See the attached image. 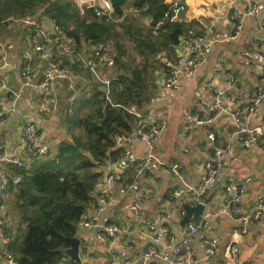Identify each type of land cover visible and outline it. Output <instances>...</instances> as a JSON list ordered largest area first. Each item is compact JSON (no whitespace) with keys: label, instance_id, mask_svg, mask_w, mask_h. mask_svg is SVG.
Here are the masks:
<instances>
[{"label":"crops","instance_id":"obj_1","mask_svg":"<svg viewBox=\"0 0 264 264\" xmlns=\"http://www.w3.org/2000/svg\"><path fill=\"white\" fill-rule=\"evenodd\" d=\"M165 1L173 3L176 0ZM178 1L184 5V9L175 22L183 23L185 32L180 36L179 43L158 54L157 58L161 63L155 71V96L151 104L142 109L146 113H152L158 121L164 119L167 124L162 140L152 150L159 159L152 164L154 174H143L138 185L125 192H120L123 183H115L107 192L109 204L104 207L98 200L99 190L96 187L94 194L96 202L89 208L76 235L81 240L80 256L83 264H118V261L122 260V253H126L127 259L136 262L139 254L152 242L147 230V220L139 213L126 208L127 203L136 199L138 189H149L152 192L151 197L146 200L148 219L162 224L166 223L163 221L165 210L172 214L171 233L175 240L172 244L167 240H161L157 243L160 249L173 254L175 246L185 244V251H191L195 259L206 258L205 264H264V214L259 220L251 222L248 231L244 232L241 222L235 219L229 210L223 212L227 197L225 188L228 184L246 188V193L239 204L242 215L251 214L264 197L263 146L233 144L225 151L223 157L228 164L205 196L206 204L202 215H209L208 226L201 229L197 235L189 234L188 223L185 226L181 224L184 207L180 201L168 199L169 192L177 187L197 188L203 180L205 162L214 155V146L225 148L227 145L232 127L228 121H219L215 129L216 142L212 143L208 139L210 129L195 124L189 116L207 115L206 107L198 105L199 100L208 103L214 101L215 95L211 89H222L229 85L231 75L235 77V81L224 98L226 102L231 101L235 106L248 107L251 98L264 89V72L260 73L256 70L250 59L243 55L248 50L264 53V0ZM253 2L258 3L260 15L245 17L240 33L235 35L230 19L231 13L236 9L246 10ZM128 15H132L131 17L135 19L133 21L135 27L139 26L136 24V18L141 16V22L145 24L144 28L147 30L150 28L151 16L141 15L137 9L126 11L124 17ZM88 19L102 20L96 19L92 14ZM113 28L120 29V26L115 24ZM192 34L203 35L205 41H211V51L198 66L195 79L183 75L179 90L166 89L165 60L176 61L182 55H192V49L187 43V39ZM0 36L6 47L5 51L0 50V59L8 63L0 69V151L15 150L26 161L27 166H30L33 160L30 150L18 148L25 118H29L37 125L41 141L49 144L52 155H56L62 141L73 140L72 134L65 125L67 112L64 107L73 103L77 95H90L94 84L99 82L84 67L73 64L66 57H61L76 75L72 84L67 80L57 81L53 94L47 102L43 101L42 95L36 89L24 88L21 90V98L15 102L14 93L21 89L23 82L20 56L27 46L25 31L22 26L10 23L0 25ZM109 41L126 49L120 41H116V38H111ZM43 67L44 62L36 61L33 64L37 76L41 75ZM120 72L121 67L116 63V66L106 74L118 76ZM110 86L103 91L108 94ZM102 87L104 86L101 85V89ZM253 123L264 127V98ZM129 150L137 159L150 151L147 144L140 139L132 141ZM114 162L115 160L107 158L99 164L98 170L102 172V177L98 185L102 183L101 188L105 176L113 171ZM176 162L182 165L183 179L176 177L171 169V165ZM141 165L140 160H137L126 175V182L132 178L134 169ZM6 168L14 173L17 169L9 166ZM193 197V193H189L184 202L193 203ZM12 200L14 193L9 189L4 196V202L9 210ZM93 216L98 217V223L85 226L84 221ZM200 219L201 217L191 218L192 221ZM12 220L13 213L10 210L5 227L8 236ZM113 222L120 226L121 231L114 238L107 237L106 241H102L100 234H105L104 227ZM210 237H219L222 240L220 251L213 257H207L206 254V240ZM128 243L132 244V248H126ZM2 246L0 239V253ZM232 246L236 248L234 254L230 251ZM76 263L79 262L67 256L58 264ZM0 264H7L1 255ZM148 264L171 263L163 259H151ZM184 264H196V262Z\"/></svg>","mask_w":264,"mask_h":264},{"label":"built area","instance_id":"obj_2","mask_svg":"<svg viewBox=\"0 0 264 264\" xmlns=\"http://www.w3.org/2000/svg\"><path fill=\"white\" fill-rule=\"evenodd\" d=\"M75 3L84 14L88 10L92 11V15L97 19H112L114 17V7L110 0H70ZM148 7L145 6L143 9ZM184 9V5L178 0L173 2V7L166 11L163 18L157 23L155 28L169 22L179 19L180 12ZM138 10V9H137ZM139 11V10H138ZM260 7L258 3L253 2L246 10L236 9L231 13L230 19L234 26V33L238 35L241 31L243 21L247 16H259ZM15 23L22 26L25 31L27 46L21 53V89L15 92V102L21 98V90L24 88L36 89L47 102L55 89L57 81L67 80L71 84L76 78L74 71L66 65L61 57H66L73 64L82 66L89 71L91 76L96 79L101 85L109 87L113 81L118 80V76H107L106 72L116 66V55L120 52L119 48L113 44L106 42H96L94 39L83 40L80 44L77 43L75 37L66 32L55 18L49 17L42 13H33L24 17L14 15L3 17L0 19V24ZM212 30V29H211ZM187 43L192 49L193 54L190 56H180L176 61L165 60L166 73L164 77V87L166 89L177 91L181 88V77L186 75L190 78H196L198 66L205 60L212 48L211 41H205L203 35L192 34ZM0 50L5 51V43L0 36ZM243 55L250 59L252 66L260 73L264 72V53L258 51H245ZM44 62V67L40 76L33 68L35 62ZM8 63L4 59H0V69ZM235 77L231 75L230 83L226 87L212 88L215 95L214 101L208 103L205 100H199L200 107H206L207 115H189L197 125L207 126L210 131L208 139L216 142L215 129L219 121L226 120L232 127L225 148L214 146V155L208 159L205 164V172L202 183L194 188L192 186L177 187L169 192L168 199L170 201H180L183 206L184 200L189 193H193V203L191 205L203 204L205 206V196L210 190L215 180L221 172L226 168L228 162L223 155L233 144L261 145L264 147V127L261 124L253 123V119L258 111V108L264 98V89L260 90L251 98L248 107L242 108L235 106L231 101L226 102L225 96L230 90ZM204 88V86H203ZM137 118V123L131 135L126 138H119L117 148H121V158H118L113 163V171L105 176L104 183L98 187V200L104 207L109 204L107 192L115 183H123L120 192H125L127 189L136 187L143 174H154L152 164L159 159L153 154L152 150L158 144L166 129V121L164 119L158 121L152 113H146L139 109L136 105L129 109ZM140 139L149 147V153H146L139 159L132 155L129 146L132 141ZM18 148L29 149L30 156L34 157L51 156L52 151L49 144L44 143L40 139L39 129L37 125L29 118L24 120L23 135L18 144ZM137 160H140L142 165L136 170L130 180L125 181L126 175L131 171ZM27 167V163L22 159L17 152L4 150L0 151V239L3 244V249L0 255L5 259L7 264H17L15 258L10 252V238L6 234L5 227L7 225L10 210L4 202V196L7 194L12 184L21 182L23 176L21 173L12 172L6 167ZM171 169L176 177L183 179L182 165L179 162L173 163ZM227 197L223 205V212L228 210L233 214L235 219L241 222L243 231H248V226L251 222L259 220L264 214V197L259 201L256 208L251 214L242 215L240 211V202L243 195L246 193L244 186H234L228 184L225 188ZM136 199L127 203L126 208L135 213H139L147 220V230L152 242L139 254L138 260L131 261L127 259L126 253H122V260L118 264H148L151 259H163L171 264H184L195 261L196 264H205V259L194 258L191 251H185V244H180L174 247L173 254L160 249L157 243L161 240H167L172 244L175 240L171 233L172 214L165 210L163 221L166 223L158 224L154 220L148 219V208L146 200L151 197L152 192L149 189H138ZM182 214L185 216L186 210L183 208ZM209 215H202L198 221L190 220L188 223L189 234L192 236L208 226ZM98 223V217L93 216L89 220L84 221L85 226ZM105 234H100L102 241H106L107 237L114 238L121 231L117 223H110L104 227ZM222 240L219 237H210L206 240L207 257L215 256L221 247ZM127 249L132 248V244L128 243ZM232 254L236 252V248H230ZM76 264H83L82 262Z\"/></svg>","mask_w":264,"mask_h":264},{"label":"trees","instance_id":"obj_3","mask_svg":"<svg viewBox=\"0 0 264 264\" xmlns=\"http://www.w3.org/2000/svg\"><path fill=\"white\" fill-rule=\"evenodd\" d=\"M110 1L114 17L97 21L88 19L91 10L84 15L70 0H0V19L42 13L55 18L78 44L84 39L111 44V38L126 34L139 56V60L130 59L128 51L116 43L121 49L116 55L121 72L118 80L111 83L109 93L95 83L90 95H77L67 106L65 125L73 140L62 141L56 155L34 157L30 166L16 169L23 178L9 188L14 200L9 205L13 220L8 231L9 249L17 264H58L68 256L70 239L77 235L89 208L96 202L95 189L102 177L99 164L107 158L114 161L121 157L123 149L116 147L118 140L129 137L137 123L129 109L134 105L143 109L151 104L156 88L155 71L161 63L157 56L179 43L185 32L183 23L175 21L155 28L165 12L171 11L173 3ZM130 9L152 17L148 30L135 27L132 15L124 17ZM128 21L131 25L126 24ZM115 24L120 29H114ZM131 27L136 33H132Z\"/></svg>","mask_w":264,"mask_h":264},{"label":"water","instance_id":"obj_4","mask_svg":"<svg viewBox=\"0 0 264 264\" xmlns=\"http://www.w3.org/2000/svg\"><path fill=\"white\" fill-rule=\"evenodd\" d=\"M107 89L106 86L102 87V90L105 91ZM183 207L186 210V214L181 221V224L185 226L187 222L191 220L192 217L200 218L201 215L204 213L205 206L203 204L191 205L189 203H184ZM71 246L66 250V254L76 262H82L80 256V244L81 240L78 236L72 237L70 239ZM245 264V263H244Z\"/></svg>","mask_w":264,"mask_h":264},{"label":"rangeland","instance_id":"obj_5","mask_svg":"<svg viewBox=\"0 0 264 264\" xmlns=\"http://www.w3.org/2000/svg\"><path fill=\"white\" fill-rule=\"evenodd\" d=\"M141 21H142L141 16L136 18V24L141 26L142 28H144L145 24L142 23ZM126 24L131 25L130 21L126 22ZM131 28H132V30H131L132 33H136L135 32L136 29L134 27H131ZM115 38H117L116 39L117 42L120 41L124 45V47L128 50V53L130 54V57H129L130 59H133L132 57H135L137 60H139V56L136 55V52L134 50L135 44L126 34H120L119 37L117 35V36H115ZM67 108H68L67 106L64 107V109H66V112H67Z\"/></svg>","mask_w":264,"mask_h":264}]
</instances>
